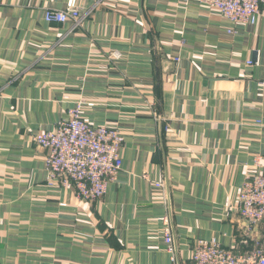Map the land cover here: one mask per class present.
I'll return each mask as SVG.
<instances>
[{"label":"crops","instance_id":"obj_1","mask_svg":"<svg viewBox=\"0 0 264 264\" xmlns=\"http://www.w3.org/2000/svg\"><path fill=\"white\" fill-rule=\"evenodd\" d=\"M74 7L76 27L44 20ZM228 26L198 0H0V264H170L165 227L179 259L198 239L252 248L264 227L238 193L264 163V2ZM74 103L124 136L94 201L49 181L32 141Z\"/></svg>","mask_w":264,"mask_h":264},{"label":"built area","instance_id":"obj_2","mask_svg":"<svg viewBox=\"0 0 264 264\" xmlns=\"http://www.w3.org/2000/svg\"><path fill=\"white\" fill-rule=\"evenodd\" d=\"M187 2L188 0H182ZM219 12L230 24L227 33L239 25L254 24L264 0H198ZM44 20L48 23L80 24L84 14L78 7L65 10L47 9ZM115 58L120 55L113 53ZM248 65L251 61L247 62ZM92 105L88 103L87 106ZM32 141L46 150L47 179L71 187L76 196L94 201L106 192L107 184L122 166L121 149L124 136L117 127L94 124L83 114L82 103H74L52 128L40 130ZM155 186L164 188L162 182ZM238 212L249 231L264 227V163L259 170L249 173L238 193ZM164 240L170 252V264H264V233L250 239L252 248L241 252L236 246L222 245L217 239H198L193 242L186 257L179 259L171 245V231L165 227ZM248 241L243 239L242 244ZM249 244V243H248Z\"/></svg>","mask_w":264,"mask_h":264}]
</instances>
